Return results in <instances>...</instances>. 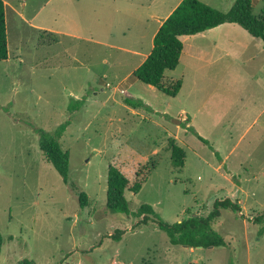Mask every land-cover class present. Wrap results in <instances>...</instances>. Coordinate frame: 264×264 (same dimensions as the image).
I'll list each match as a JSON object with an SVG mask.
<instances>
[{
  "label": "rangeland",
  "instance_id": "1",
  "mask_svg": "<svg viewBox=\"0 0 264 264\" xmlns=\"http://www.w3.org/2000/svg\"><path fill=\"white\" fill-rule=\"evenodd\" d=\"M4 1L9 56L0 60V264H264V224L253 221L264 214L259 39L237 24L185 38L179 65L165 72L167 83L182 80L171 97L133 74L152 50L154 26H106L104 14L114 7L101 3L106 0L82 13L74 0ZM179 1L131 5L143 6L148 18ZM200 1L227 11L235 0ZM80 2L82 9L93 3ZM253 3L257 16L264 0ZM227 35L234 43L227 44ZM216 37L220 48L210 43ZM72 97L84 102L70 112ZM127 99L142 104L130 106ZM66 121L61 142L70 151V180L88 195L84 207L46 160L35 131L51 132ZM172 140L185 151L183 167L172 165ZM111 165L130 186L147 176L124 199L131 211L152 206L166 223L207 216L218 199L238 203L241 212L224 209L213 224L226 245H173L152 221L141 222L143 216L111 212ZM118 230L123 233L115 239Z\"/></svg>",
  "mask_w": 264,
  "mask_h": 264
},
{
  "label": "trees",
  "instance_id": "2",
  "mask_svg": "<svg viewBox=\"0 0 264 264\" xmlns=\"http://www.w3.org/2000/svg\"><path fill=\"white\" fill-rule=\"evenodd\" d=\"M253 0H235L227 11L219 10L200 0H181L172 13L163 21L162 25L153 38V47L145 60L136 68L134 76L144 84L153 86L168 96L176 97L182 87V80L174 83L165 82V72L177 68L183 53L184 43L182 36H192L206 30L218 27L226 23H234L241 26L250 35L260 38L264 42V11L259 15L253 14ZM9 56L8 36L6 25V4L0 0V60H6ZM83 100L71 98L68 107L70 112L78 110ZM130 106H138L142 102L134 99H127ZM69 122L66 121L53 131L48 132L41 128H35L39 137V147L46 160L53 165L64 183L68 184L72 191L79 197L81 207H84L88 200L85 191L69 178L70 151L64 149L61 138L66 131ZM198 137L208 143L207 140ZM171 161L174 167H183L185 164V151L173 140L169 143ZM154 168L147 170L148 174ZM147 176L143 175L130 186L128 177L116 166H109L107 174V208L111 212L124 213L133 217L143 216L141 222L147 224L152 221L159 229L163 230L173 245H182L190 248L199 246L217 247L225 246V239L213 230L214 222L220 217L222 210L230 208L235 213L241 212L238 203L230 198L216 200L214 208L207 216H193L175 222L166 223L157 214L152 206L142 204L137 211H131L124 199L126 190L137 193ZM243 216V215H242ZM256 224H264V214L253 220ZM122 231L118 230L113 236L119 239ZM261 234L263 228H261ZM3 245L0 232V252ZM19 264H35L32 260L23 259Z\"/></svg>",
  "mask_w": 264,
  "mask_h": 264
},
{
  "label": "crops",
  "instance_id": "3",
  "mask_svg": "<svg viewBox=\"0 0 264 264\" xmlns=\"http://www.w3.org/2000/svg\"><path fill=\"white\" fill-rule=\"evenodd\" d=\"M51 1H53V0H46V2H45L46 5L51 3ZM80 1L81 0H74V2H72V5H75V4L79 5L80 4L81 5V7H80L81 13H82V11L86 12L87 11L86 8L95 9V5L100 4V2H98V0H87L86 3H91V2H93V3L91 5H89V6H84L83 9H82V4H81ZM115 1L116 0H106L104 2H101L102 4H104V3L110 4L111 3V5H114V7L111 10L112 11L111 15L109 14L111 11H109V12L107 11L106 12L107 14H104V17L106 19V21L104 23L106 24V26L111 24V27H112L114 22L117 23V25H118L116 28L122 27L125 30L132 29V28H134V26H138V25L139 26L141 25L142 28H144L145 26H147V27L154 26V29H153L154 31L150 35V38L152 40L154 38V35L156 34L158 29L162 25L163 21L172 13V11L176 8V6L180 3L181 0L179 2H177L165 14H162V13H159V12H155V13L151 14L150 16H148V18L143 16V6H141V11H139L138 5H137L136 9L134 8V4L131 5V3H133V1H136V3L139 2V3L143 4L144 0H124V3L126 4V6L123 9H120L118 4H116L117 1L116 2ZM5 4H6V2H5ZM6 7H8L7 4H6ZM44 7L45 6H43L42 9ZM59 16H61V14H59ZM63 16H64L65 19H71L72 18V17L68 18L69 15H64L63 14ZM161 18H162V20H161ZM230 24H234V23L222 24V25H220L218 27L206 30V31H204L202 33H199V34H196V35L182 36L181 39H182V41H184V39L187 38V37H194V36H197V35H202V36H205V35H208V34L217 35L218 31H221V30L223 31V29L227 28V26H225V25H230ZM44 29L50 30L48 28H44ZM254 38H256V37H254ZM217 39L218 38L216 37V41H213V42L210 41V43L211 44L213 43V45L215 47L218 46L220 48L221 44L218 43ZM256 39H259L258 42H256V46H255L257 54L264 53V42L260 38H256ZM259 41H261V42H259ZM226 42H227V44L234 43L233 40L230 39V35H227ZM227 46H229V45H227ZM227 52L230 53V51H227ZM233 55H235V54H233ZM258 75H261V78L257 77V80L259 81L260 84H262L263 83L262 77L264 75V67H261L260 74H258ZM263 110H264V107H263Z\"/></svg>",
  "mask_w": 264,
  "mask_h": 264
},
{
  "label": "water",
  "instance_id": "4",
  "mask_svg": "<svg viewBox=\"0 0 264 264\" xmlns=\"http://www.w3.org/2000/svg\"><path fill=\"white\" fill-rule=\"evenodd\" d=\"M161 20H162V18H161ZM178 123H180V121H177ZM198 248H202L201 246H199Z\"/></svg>",
  "mask_w": 264,
  "mask_h": 264
}]
</instances>
